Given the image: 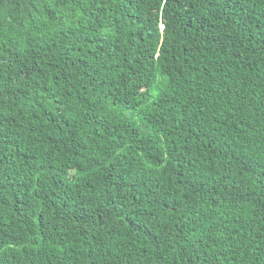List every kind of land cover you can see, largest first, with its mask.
I'll use <instances>...</instances> for the list:
<instances>
[{
	"label": "trees",
	"instance_id": "1",
	"mask_svg": "<svg viewBox=\"0 0 264 264\" xmlns=\"http://www.w3.org/2000/svg\"><path fill=\"white\" fill-rule=\"evenodd\" d=\"M0 264H264V0H0Z\"/></svg>",
	"mask_w": 264,
	"mask_h": 264
}]
</instances>
